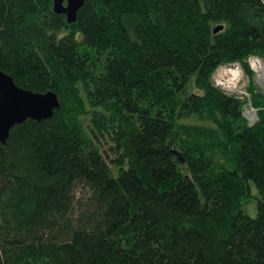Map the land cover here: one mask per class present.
Listing matches in <instances>:
<instances>
[{"label":"trees","instance_id":"obj_1","mask_svg":"<svg viewBox=\"0 0 264 264\" xmlns=\"http://www.w3.org/2000/svg\"><path fill=\"white\" fill-rule=\"evenodd\" d=\"M53 8L0 0L1 70L60 101L0 143V264H264V0Z\"/></svg>","mask_w":264,"mask_h":264},{"label":"water","instance_id":"obj_2","mask_svg":"<svg viewBox=\"0 0 264 264\" xmlns=\"http://www.w3.org/2000/svg\"><path fill=\"white\" fill-rule=\"evenodd\" d=\"M85 0H54L55 12L65 14L73 23ZM223 25L214 29L217 33ZM60 108L59 97L54 91L34 92L17 85L12 76L0 68V143L7 144L11 128L28 118L37 121L50 119Z\"/></svg>","mask_w":264,"mask_h":264},{"label":"built area","instance_id":"obj_3","mask_svg":"<svg viewBox=\"0 0 264 264\" xmlns=\"http://www.w3.org/2000/svg\"><path fill=\"white\" fill-rule=\"evenodd\" d=\"M248 63L249 65H251V68H253L255 70V72L260 75V74H264V60L258 56H254V57H250L248 59ZM241 66L239 63H234L233 65H226L223 66L218 72L217 74L214 76V81H215V85H217L220 88H223V83L225 85V82H221L220 83V77L219 74H223L225 73V75H227V77L229 75H231V77L233 78V82L229 83L232 85V87L230 88V90L224 88L227 92L230 93H237V95L242 98L243 100L247 99V102L244 105V117L247 118V120H249V122L251 124L255 123L257 121V109L253 108L250 102V98H249V91L248 88L243 85L244 83V79L243 76L241 75ZM217 76H219V78H217ZM242 76V77H241ZM222 78V77H221Z\"/></svg>","mask_w":264,"mask_h":264},{"label":"rangeland","instance_id":"obj_4","mask_svg":"<svg viewBox=\"0 0 264 264\" xmlns=\"http://www.w3.org/2000/svg\"><path fill=\"white\" fill-rule=\"evenodd\" d=\"M253 69V68H252ZM240 71H241V75L243 76V79H244V83H243V85H248V83H249V78H248V76H246V74H245V71L243 70V68H242V66H241V69H240ZM253 71H254V73H255V78H254V80H255V82L257 83V85L264 91V74L263 75H258L256 72H255V70L253 69ZM219 76H221L220 77V83H222V82H225V85H224V83H223V88H226V89H228V90H230V88L232 87V85L231 84H229V83H232L233 82V78L231 77V75H229L228 77H227V75H225V73H223V74H219ZM219 76H217V78H219ZM241 76V77H242ZM221 80H222V82H221ZM229 82V83H228ZM231 86V87H230ZM257 114V113H256ZM188 122H192L191 120H187ZM117 174H118V171H114V175L115 176H117ZM252 185V194L254 195L253 196V198L244 206L245 207V209L247 210V212H248V214L250 215V216H252V217H255L256 216V214H257V206H256V201H257V197L259 196L258 195V190H257V188H256V186L255 185H253V184H251Z\"/></svg>","mask_w":264,"mask_h":264},{"label":"bare ground","instance_id":"obj_5","mask_svg":"<svg viewBox=\"0 0 264 264\" xmlns=\"http://www.w3.org/2000/svg\"><path fill=\"white\" fill-rule=\"evenodd\" d=\"M261 75H263V74H261Z\"/></svg>","mask_w":264,"mask_h":264}]
</instances>
